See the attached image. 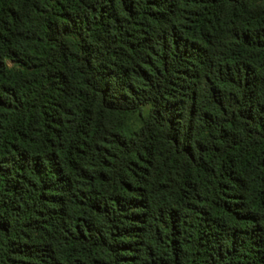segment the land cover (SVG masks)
Wrapping results in <instances>:
<instances>
[{
	"label": "trees",
	"instance_id": "16d2710c",
	"mask_svg": "<svg viewBox=\"0 0 264 264\" xmlns=\"http://www.w3.org/2000/svg\"><path fill=\"white\" fill-rule=\"evenodd\" d=\"M0 264H264V0H0Z\"/></svg>",
	"mask_w": 264,
	"mask_h": 264
},
{
	"label": "rangeland",
	"instance_id": "374dc122",
	"mask_svg": "<svg viewBox=\"0 0 264 264\" xmlns=\"http://www.w3.org/2000/svg\"><path fill=\"white\" fill-rule=\"evenodd\" d=\"M7 65L9 66V67H14L15 65H14V63L12 62V61H10V60H7Z\"/></svg>",
	"mask_w": 264,
	"mask_h": 264
}]
</instances>
